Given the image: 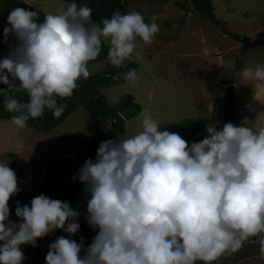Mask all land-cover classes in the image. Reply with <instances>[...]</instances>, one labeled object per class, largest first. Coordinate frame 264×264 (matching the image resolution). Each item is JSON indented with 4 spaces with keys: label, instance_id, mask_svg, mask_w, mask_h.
<instances>
[{
    "label": "clouds",
    "instance_id": "1",
    "mask_svg": "<svg viewBox=\"0 0 264 264\" xmlns=\"http://www.w3.org/2000/svg\"><path fill=\"white\" fill-rule=\"evenodd\" d=\"M92 12L73 2L44 13L42 23L36 11L9 13L4 40L11 33L18 43L0 59V84L8 85L0 97L14 113L11 125L26 128L46 109L59 118L65 105L58 100L71 97L78 81L90 76L89 62L100 55L103 41L107 61L119 69L132 59L137 39L150 45L160 31L155 14L146 22L138 11H115L97 24ZM237 75L264 90V65ZM123 79L134 83L139 77L131 69ZM10 91L26 92L28 99L22 102ZM262 113L222 130L208 124L207 136L189 146L178 133L162 131L150 112H140L136 134L102 141L95 161L89 158L79 169L90 195L86 220L97 231L85 254L82 238L77 243L60 236L49 245L45 264H207L245 241L257 243L264 258ZM19 191L15 171L0 163V264H22L21 245L35 247L57 229L70 236L80 229V213L69 202L43 194L30 207L17 202L21 222H12L9 200Z\"/></svg>",
    "mask_w": 264,
    "mask_h": 264
},
{
    "label": "rangeland",
    "instance_id": "2",
    "mask_svg": "<svg viewBox=\"0 0 264 264\" xmlns=\"http://www.w3.org/2000/svg\"><path fill=\"white\" fill-rule=\"evenodd\" d=\"M24 1L35 8L38 23L44 20V13H55L66 5L60 0ZM125 1L128 12H140L146 22L155 14L160 31L150 45L136 41L133 55L139 62L138 81L114 83L119 76L112 73L111 85L102 88L110 104L118 103L126 95L133 96L142 111L150 112L160 122L162 131L178 133L188 144L193 137L181 129L185 121L215 124L222 130L226 123L239 126L245 117L255 121L264 112V90H258L255 81L237 75L243 68L264 65V46L243 52L237 41L239 36L255 39L264 29V0H212L219 24L201 16L188 0ZM177 1L186 8L178 6ZM102 48L108 52L107 41L102 42ZM109 64L107 59L89 62L90 76L105 74ZM229 85L235 87L231 102L226 93ZM138 115L126 120L125 133L119 138L136 134ZM104 125L83 106L49 134L28 126L18 129L10 120L0 119V163L11 169L15 164L18 194L30 203L42 194L46 170L54 159L69 157L83 166L90 143ZM88 199L90 195L83 184L80 201L71 206L81 215L87 211ZM8 206L9 219L20 223L15 215L17 205L9 201ZM57 237L53 231L38 238L35 247L21 245L25 256L22 264H45L49 245ZM92 240L83 239L82 255ZM207 264H264V258L259 255L257 243L245 241L239 249L225 250Z\"/></svg>",
    "mask_w": 264,
    "mask_h": 264
},
{
    "label": "trees",
    "instance_id": "3",
    "mask_svg": "<svg viewBox=\"0 0 264 264\" xmlns=\"http://www.w3.org/2000/svg\"><path fill=\"white\" fill-rule=\"evenodd\" d=\"M65 4L77 3L78 6L87 4L92 8V21L99 24L104 18H111L115 11H120L122 14L128 12V5L125 0H60ZM168 2L169 0H162ZM196 12L205 18L212 19L216 24L219 20L215 15L212 0H188ZM178 6L182 9L186 5L177 1ZM16 8H24L29 11H35V8L27 4L24 0H0V59L7 57L10 51L17 45V40L11 33L8 36L7 42L4 40L3 29L10 27L7 23L9 13ZM41 21L40 23H42ZM107 57V51L101 48L100 55L96 60H104ZM125 67L115 68L109 64L105 74H95L89 76L87 79H80L78 87L73 95L65 100H58L59 104L65 105L63 114L59 118H55L51 111L45 110L44 115L29 119L27 126L36 129L40 132L49 134L55 128L64 123V121L73 114L80 106H83L86 111L92 115L99 117L105 125L102 131L90 143L87 150V159L95 161L97 149L102 141L116 140L125 133L126 120L134 118L137 114L142 112V108L134 101L131 95L124 96L118 103L110 104L102 92L103 87H107L112 83V73L116 72L119 79L114 83L126 82L123 75L131 69L136 72L139 68V62L135 55L131 60L125 61ZM115 73V74H116ZM7 75V72L4 73ZM114 77V76H113ZM11 79V77H9ZM18 84V82H17ZM8 85L0 84V89L7 90ZM9 96L26 101L28 99L26 92L10 91ZM14 113H10L4 108V98L0 97V119L10 120ZM205 123H199L193 120L181 123V129L193 137L194 142L202 141L207 133L205 131ZM15 164L12 166L14 170ZM81 164L75 162L69 157H57L52 161L46 170L44 182L42 184V194L54 199L69 202L70 205L80 201L82 197L83 184L78 179L79 169ZM15 171V170H14ZM16 173V172H15ZM87 211L79 216L78 223L80 225L79 231L70 236L63 230L57 229L55 233L60 237L70 238L78 243L82 239H94L97 231L92 229L86 220ZM81 257L83 256L80 253Z\"/></svg>",
    "mask_w": 264,
    "mask_h": 264
},
{
    "label": "water",
    "instance_id": "4",
    "mask_svg": "<svg viewBox=\"0 0 264 264\" xmlns=\"http://www.w3.org/2000/svg\"><path fill=\"white\" fill-rule=\"evenodd\" d=\"M237 41L242 43V51L246 52L255 48H259L264 46V29L258 33L255 39H251L249 37H238ZM227 98L231 102L233 100L235 94V87L234 85H229L226 89ZM11 202L17 205V202L20 203L21 206L28 205L30 207V203L22 198L20 194L13 195L10 200Z\"/></svg>",
    "mask_w": 264,
    "mask_h": 264
},
{
    "label": "flooded vegetation",
    "instance_id": "5",
    "mask_svg": "<svg viewBox=\"0 0 264 264\" xmlns=\"http://www.w3.org/2000/svg\"><path fill=\"white\" fill-rule=\"evenodd\" d=\"M241 43V42H240ZM242 44V43H241Z\"/></svg>",
    "mask_w": 264,
    "mask_h": 264
}]
</instances>
